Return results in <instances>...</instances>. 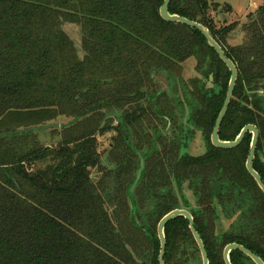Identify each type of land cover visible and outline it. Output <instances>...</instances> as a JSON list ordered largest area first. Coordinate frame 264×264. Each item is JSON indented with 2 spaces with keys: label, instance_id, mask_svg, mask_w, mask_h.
Returning <instances> with one entry per match:
<instances>
[{
  "label": "trees",
  "instance_id": "1",
  "mask_svg": "<svg viewBox=\"0 0 264 264\" xmlns=\"http://www.w3.org/2000/svg\"><path fill=\"white\" fill-rule=\"evenodd\" d=\"M162 1L0 0V264H158L157 225L178 208L209 264H224L233 242L264 261V195L245 164L252 134L231 149L210 143L230 72L198 30L160 17ZM169 4L234 62L219 138L254 124L264 183V4L235 44L234 24L210 15L217 2ZM65 23L80 27L79 46ZM191 58L198 76L187 79L179 69ZM51 123L60 127L43 130ZM110 131L103 154L98 137ZM197 132L206 150L193 155ZM43 133L58 141L44 144ZM164 235V264H202L183 216Z\"/></svg>",
  "mask_w": 264,
  "mask_h": 264
},
{
  "label": "water",
  "instance_id": "2",
  "mask_svg": "<svg viewBox=\"0 0 264 264\" xmlns=\"http://www.w3.org/2000/svg\"><path fill=\"white\" fill-rule=\"evenodd\" d=\"M172 0H163L162 1V5L159 8V15L160 17L166 21V22H178L181 23L183 25H186L188 27H192L195 28L196 30H198L200 32V34L203 36V38L206 40L207 44L209 47H212L213 50L215 51V53L217 54V56L223 61V63L225 64V66L227 67L228 71L230 72V78H229V82H228V86L226 89V95L224 98V101L222 103V106L220 108V112L218 114V116L215 119L214 125L212 127V133L210 135V143L212 146L214 147H218L221 149H231V148H235L236 146H238L242 140L244 139V137L248 134V132H250L252 134L251 136V140L249 143V153L248 156L246 158L245 164H246V169L248 171V173L253 177L254 181L257 182L260 190L262 191L263 195H264V183L261 181L260 175L258 174V172L255 170L254 165L252 164L253 162V158L255 156V151L257 149V140L259 137V129L256 128V126L254 124L248 123V125H245L242 127L241 131L238 133V135L230 140H221L219 138V127L222 123V121L224 120L226 114H227V109L232 97V91L235 87L236 81L238 79V74H237V68L234 64V62L229 58L226 57L222 47L218 44V42L213 39V37L211 36L210 32L208 31L207 28H205L201 23L194 21V20H189L181 15L178 14H171L169 12V3ZM209 80L211 81L210 86L207 85V87H211L212 86V80H213V75L210 76ZM52 127H60L59 123H51L47 126H44L43 129H50ZM143 169V160H141L140 162V169L137 173L136 179L132 185L131 191L134 190L135 185L137 184L140 175H141V171ZM178 216H183L186 220H188L189 223V229L191 231L192 237L194 238L198 249H199V253L201 256V260H202V264H209V258L207 256L205 247H204V243L202 238H200L198 232L195 229V225H194V220L190 214V212L185 209V208H178V209H173L167 213H165L159 220V223L157 225V229H156V234H157V239H159L160 242V249H159V254H158V264H164V253H165V247H166V239H165V235H164V229L166 227V225L171 221L174 220L176 218H178ZM233 250H239L241 251L244 255H246L247 257H249L251 259V261H253L254 264H264V261L262 260V258L258 255L255 254L253 251L251 252L248 248H246L245 246L238 244L236 242L233 243H229L227 245L224 246L223 250H222V255H223V260H224V264H231V259H230V253Z\"/></svg>",
  "mask_w": 264,
  "mask_h": 264
},
{
  "label": "rangeland",
  "instance_id": "3",
  "mask_svg": "<svg viewBox=\"0 0 264 264\" xmlns=\"http://www.w3.org/2000/svg\"><path fill=\"white\" fill-rule=\"evenodd\" d=\"M209 2H217L218 6L210 11V15L213 20L216 22L217 27H223L230 24H234V30H232L228 34V42L230 44H235L241 41V27L248 20V14L255 11V9L264 4V0H208ZM230 6H227V5ZM65 29L78 46L80 45V27L75 24L65 23ZM179 73L184 78H193L194 76H198V73L195 70V59L191 58L188 61L184 62L181 66V70L179 69ZM208 86H210L211 81L206 80ZM264 94V90L260 91ZM60 124V123H59ZM45 130V129H43ZM114 135V132H107L104 136L98 137V150L101 153H105L107 149L111 137ZM210 137V136H209ZM40 140L44 144L56 143L58 141V137L53 138L50 134L43 133L40 135ZM190 153L200 154L203 153L205 148V140L200 132H197L193 142L190 145ZM107 151V150H106ZM104 159V158H103ZM193 264H196L193 262ZM201 264V261H200ZM244 264H250L245 261Z\"/></svg>",
  "mask_w": 264,
  "mask_h": 264
}]
</instances>
